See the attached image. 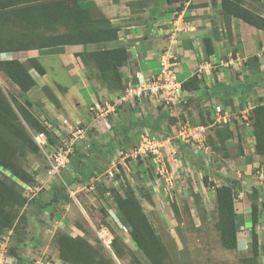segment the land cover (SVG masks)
<instances>
[{
	"label": "trees",
	"instance_id": "1",
	"mask_svg": "<svg viewBox=\"0 0 264 264\" xmlns=\"http://www.w3.org/2000/svg\"><path fill=\"white\" fill-rule=\"evenodd\" d=\"M167 1L171 3L172 1L183 2L184 0ZM253 1L260 2L261 0ZM215 2L216 0H211L212 4ZM92 6L91 0H0V52L66 44H82L84 46L93 43L99 45V47L81 52L79 56L82 62L87 67L89 64L94 65L98 80L107 89H120L122 91L124 86L121 84L122 73L120 68L128 59V50L122 45L106 46L105 43L117 40L118 27L112 25L107 17L95 11L92 13ZM179 8L180 6L177 9ZM220 10L226 28H229L230 19L236 17L264 33V16L249 5L247 6L245 0H220ZM206 42L208 44V39ZM255 60L256 57L251 56L247 64ZM31 68L35 69L40 75L45 72L38 58H28L24 62L18 59L0 60V72L13 83L19 95L23 98L21 102L11 95L13 102L11 104L0 89V239L7 234L8 230H10L9 237L19 232L23 214L16 219L17 211L15 208L10 207L20 208L26 203L28 196L24 184H37L35 173L26 170L18 161L19 157H17L25 145H28L26 147H30L33 152L39 150L29 135L27 127L36 132L44 131L47 134L48 142L53 146H57L56 142L58 141V137L48 127L47 123L42 122L30 110L33 102L26 93L36 85V80L30 73ZM248 72V74H241V71H239L237 74H241L242 78L239 76L229 77L226 84L218 83L212 88L205 87L204 90L209 95H217L231 108L236 106L243 108L250 104L248 97L254 91L255 85L250 68ZM203 85H205L204 78L197 73L182 81V89L185 92L201 91ZM42 89L46 91L44 87ZM49 96L54 100L52 94H49ZM234 101H237L236 106H234ZM251 104L247 119L251 123V131L254 136V152L264 155V102L259 98ZM184 105L185 103L182 105L181 114ZM118 108L119 106L116 107V111ZM163 115L168 117L167 113ZM163 115L159 111L155 119L148 120V122H145L144 117L140 116L138 127H136V123L130 126H120L119 123H113L108 133L111 137L116 134L120 136L118 140L121 148V146H124L122 145V137L126 139V134L129 131H132L133 135L138 137V131L143 125H147L152 130H157L159 125L156 122L162 121ZM19 117L25 122V126L20 122ZM57 129L62 131L61 128ZM211 129L212 134L208 136V142L213 152H221L226 148V142L231 138L232 132L227 123L212 125ZM128 139L131 142V135L128 136ZM18 143L19 151L16 147ZM116 146H118L117 143ZM120 153L123 154L124 152L121 151ZM75 154H77V158L73 159ZM138 158L141 157L138 156ZM70 162L77 174L76 177L70 179L71 183L72 179L73 182L82 183V181L94 176L99 169L105 168L103 164L89 158L88 155L78 152L77 148L70 155ZM46 167L48 168L47 165ZM117 168L123 171L120 164H117ZM139 171L142 172L141 169ZM61 177V181L52 183L49 188L52 195L49 202L44 203L42 199H38L36 196L33 197L38 211H50L52 203L59 200V197L68 186V182L62 174ZM207 179L206 172L203 171L202 183L206 186L212 185L215 193V210L217 213L215 228L218 231L219 243L224 249H235L239 223L234 199L235 192L239 188L238 182L224 178L223 183L214 185L208 182ZM110 189L119 214L117 217L128 228V234L137 248L143 252L150 264H167L168 253L147 214L142 209L133 188L128 183L123 182L120 190L115 187ZM258 193L259 190L252 187L250 192L246 194L250 200L252 254L240 257L241 264H257L258 241L254 224L259 217L260 201ZM173 211L176 213V206L173 207ZM104 213L108 214L106 209ZM117 241L118 236H115L111 246L114 254L120 258L123 249L120 248ZM51 242L57 248L59 260L65 264H115L110 257L103 253L100 246L91 243L79 234L73 236L61 229H56ZM21 244L23 243L16 242L11 246L8 245V254L17 258L18 264L29 260V258L18 252ZM45 260L48 261L47 258Z\"/></svg>",
	"mask_w": 264,
	"mask_h": 264
},
{
	"label": "crops",
	"instance_id": "2",
	"mask_svg": "<svg viewBox=\"0 0 264 264\" xmlns=\"http://www.w3.org/2000/svg\"><path fill=\"white\" fill-rule=\"evenodd\" d=\"M91 1L93 3L92 13L95 11L107 17L112 25L118 27L117 40L105 43L106 46L122 45L128 50V59L120 68L122 73L121 84L124 87L128 83H136V72L142 74L146 79L157 73L162 64V56L164 58L171 56L170 60L174 63L176 70H182L181 72L186 74L183 80L191 77L194 73L203 76L205 84L203 90L186 92V103L183 111L188 112L191 120V128L188 132L198 136L200 130L194 128V124L197 123L204 127L203 132L208 138L212 134V125H218L215 121L214 106L222 108L223 115L221 117L225 119L224 123L228 124L232 136L227 140L224 150L213 152L214 167L210 171H214L215 175L222 181L224 178H229L238 182L239 188L235 192L234 199L239 223L236 251L247 253L251 246L250 200L246 194L250 192L252 187L259 190V217L254 224V230L258 241V264H264V219L260 217L264 209V155L254 152V136L251 131V124L246 119L248 111L245 107L247 106L238 108L235 105L237 101H234L236 107L231 108L217 95H209L204 90L205 87L212 88L218 83L226 84L233 73L237 74L241 71V74H248L250 68L255 84L250 97L253 95L256 99H263L264 97L260 95L264 91L263 31L236 17L230 19L229 28H226L222 20L220 0H216L214 4L211 3V0H184L183 2L172 1L171 3L167 0ZM245 1L248 6L250 0ZM251 3V6L250 4L249 6L264 16V0ZM179 6L180 8L177 9ZM167 12L170 14L167 15ZM151 28L156 30L153 34H149ZM96 47H99V45L93 43L84 46L82 44H66L21 51H5L0 52V60L18 59L24 62L28 58L39 59L45 72L40 75L35 69H30V73L36 80V85L32 88L42 89L44 87L46 92L52 94L55 100V104L52 106L45 104L50 117L43 116L45 121L39 118L42 122L47 123L50 129H63L61 120H69L66 117L67 111L70 120L75 123L85 124L89 127H101L98 125V120L94 119L91 112L89 113V107L95 101L103 104L105 101L111 100L121 90H109L98 80L97 76L88 75V68L82 62L79 54ZM251 56H255L256 60L247 64ZM58 66L61 67L63 74L73 80L72 85L76 86L78 91L82 92L90 88L87 110L77 111V105L74 103L68 104V101L63 99L67 87L63 88L60 85V82L57 81L58 75L49 76V74H59L55 73ZM241 74L238 75L240 78H242ZM31 90H28L26 95ZM261 101L264 102V99ZM151 107L150 101L147 99L143 100L141 106L139 104H136V106L129 103L121 104L116 111L117 119L114 124L119 123L120 126H130L136 123L135 125L138 127L140 116L144 117L145 122L154 120L155 116L152 114ZM70 110L73 113H70ZM159 111L162 115L166 114L162 106H159ZM59 113H62V115H58ZM182 114L180 117L168 116L169 118L163 115L162 121L156 122L159 125L158 129L164 133L167 129L173 133L172 137L176 138L178 132L183 129L180 125ZM131 134L133 132L129 131L126 134V139L122 137V145H129L128 136ZM116 137L120 138L118 134H116ZM86 139L77 144V149L79 146L85 147L87 145L90 147L93 154H89V158H93L98 163L97 159L100 158L105 169L106 164H108L106 163L108 162L106 159H109L108 155L113 156L121 152L119 150L120 145H118L115 148L110 147L105 150V154L102 151L103 154L99 156L98 150L100 148L95 145L93 140L88 141ZM175 140L172 139V141ZM180 144L182 147L179 150L182 158L185 162L189 161L190 174L197 179L195 182L196 187L192 188L191 186L192 191L207 188L208 186L201 185L200 178H198V175L200 177L202 174V162L197 159V156L187 144ZM124 148L127 149V147ZM121 155L123 154L121 153ZM119 157L120 161L118 163L112 162L113 167L120 164L123 171H125V168L128 169V167L125 161L122 160L123 157ZM180 167L181 169L184 167V162L181 163ZM138 169L144 172L145 166L139 165ZM215 179L213 180L215 181ZM220 184L216 183V185ZM211 192L212 197L215 199L214 189Z\"/></svg>",
	"mask_w": 264,
	"mask_h": 264
},
{
	"label": "rangeland",
	"instance_id": "3",
	"mask_svg": "<svg viewBox=\"0 0 264 264\" xmlns=\"http://www.w3.org/2000/svg\"><path fill=\"white\" fill-rule=\"evenodd\" d=\"M251 2L254 3L253 0H250L248 5L250 4L251 6ZM166 14L169 15L170 13L167 12ZM87 68L88 75H97L93 64H89ZM181 71L176 70V78L180 82L186 76ZM231 72L233 73V71ZM55 73L59 74H49V76L54 77V75H58L57 81L60 82L63 88L67 87L66 94H63V99L68 101V104L74 103L77 105V111L87 110L90 88L82 92L78 91L76 86L72 85L73 80L66 74H63L60 66H58L57 70L55 69ZM238 75L240 74L233 73L230 77H238ZM0 89L11 104L13 103L11 95L18 98L21 102L23 101L13 83L2 72H0ZM31 89L27 95L33 102L30 110L42 120L45 119L43 116L50 117L45 104L52 106L55 104V100L51 99L49 93L43 89L38 87ZM262 92L260 95L264 97V91ZM248 99L250 103L257 101L253 95L248 97ZM263 99L261 98V100ZM58 115H62V113ZM66 117L67 119L69 118L68 123L71 125L81 124L71 121L68 111ZM19 119L25 126V122L21 117ZM98 125L101 127H89L85 139L87 138L86 140H93L95 142V145L100 148L98 154L101 156L103 152L104 154L106 153L105 150L110 147L115 148L116 143L117 145H120V143L116 135H113V137L109 135L110 133L105 130L99 120ZM64 127L62 131L57 129L56 136L58 140L61 137L60 135L65 136L66 133L64 134V132L68 130L66 124H64ZM27 130L29 135L32 136L33 131L28 127ZM158 131L163 133L162 130L158 129ZM165 133H169L168 135L173 134L167 129ZM137 139L138 137L131 134V142L127 146V149H124V146H121L119 149L124 152L123 155L118 151H116L118 154H114L113 156L108 155L109 159H106L108 161L106 162L108 163L106 164L107 167L106 169H99L97 171L100 173V177L93 182L92 187L87 185L89 179L82 181V183L73 182L72 179L71 183L70 179L73 177L65 172H61L64 179L68 182V186L59 197V200L52 203V209L46 212L38 211L33 197L36 196L38 199H42L44 203L49 202L52 197L49 192L51 184L59 180L61 181V179L56 174L53 176L48 174V168L39 150L33 152L30 150V147H26L28 145H25L17 156L19 157L18 161L26 170L35 173L36 182L37 184L41 183L42 188L32 197L29 193H26L28 196L27 201L22 207L9 206L16 209V219L23 214V218L20 221V230L18 233L11 235L12 238L9 237L10 230H8L7 234L5 233L6 235H1L2 238L0 240L3 237H8V245L10 244V246L16 242L23 243L18 248V252L27 258L44 257L54 264H65L59 260L57 248L51 242L55 230L61 229L73 236L79 234L91 243L100 246L103 253L110 257L115 264H150L143 252L137 248L130 238L128 228L122 223V226L117 224L109 213L110 211L114 215L119 216L110 188L115 187L117 190H120L122 183L126 182L133 188L142 209L147 214L155 232L164 245L168 253L167 264H241L240 257L251 255V246L247 253L243 251L239 252L235 249L227 250L221 247L218 231L215 228L217 213L215 210V199L212 197L211 192L213 187L208 185L203 190L192 191L191 186L192 188L196 187V177L194 176L193 178L186 169H181L180 166H177L175 169L174 165L171 166V184L166 183L154 173V168H152L147 159H143V161L141 158L131 156V150L133 151ZM56 145H58V141ZM16 147L19 151V143ZM77 150L85 155L93 154L92 149L87 145L85 147L79 146ZM119 156L123 157L122 160L125 161L128 167V169L125 168L124 172L113 167L112 162L118 163L120 161ZM169 157L170 161H172L171 157L173 156L169 154ZM74 158H77V154L73 156ZM211 159L210 167L212 168L214 167V154L211 155ZM97 160L99 163L102 162L100 158ZM139 165L145 166L144 172L139 171ZM201 166H204V164L202 163ZM107 169L115 172L113 177H109L106 173ZM214 175V171H210L207 174L208 182L214 185L216 183H223L217 175ZM202 177L203 174L200 177L198 175L201 185H203ZM214 178H216L215 181L213 180ZM80 184L87 186L86 188L79 187ZM174 206L177 208L176 213L173 211ZM105 209L108 214L104 213ZM260 217L264 219V209ZM101 226H106L109 229L112 234V240L115 236H118L117 244L123 249L120 258L114 254L111 244L107 247L99 239L97 230Z\"/></svg>",
	"mask_w": 264,
	"mask_h": 264
},
{
	"label": "built area",
	"instance_id": "4",
	"mask_svg": "<svg viewBox=\"0 0 264 264\" xmlns=\"http://www.w3.org/2000/svg\"><path fill=\"white\" fill-rule=\"evenodd\" d=\"M154 30L151 29L150 33ZM171 56L161 57L162 64L160 70L152 74L149 78L138 72L136 75V83H128L122 91L111 100L105 101L101 104L95 101L90 107V111L94 119L101 121L104 128L110 131L113 122L117 119L116 107L124 103H129L132 106L141 103L147 99L151 104L152 114L156 117L159 114V106H162L168 116H179L181 115L182 105L186 103V94L182 89V82L176 78V68L174 63L170 60ZM248 111V107H245ZM182 118H180L181 129L175 139L178 141L173 142L172 135H164L161 132L152 130L147 125H143L138 131L137 143L131 150L132 157H138L147 159L154 168V173L168 184H171V166L181 165V147L180 143L187 144L198 159L204 164V167L210 169L211 155L213 153L212 147L208 142L207 136L204 134V127L200 124L195 123L194 128L200 130L198 136H195L188 132L191 128V120L188 112H182ZM215 121L218 124L225 122V119L221 117L222 108L214 106ZM63 124L68 126L67 132H64L65 136L60 135L58 145L53 146L48 142L47 134L44 131H33L32 139L37 145L41 152L46 165L48 166V174L53 176L58 175L62 180L61 172H65L71 177H76V172L70 162V155L77 148V144L84 140L89 129L88 125L77 124L71 125L66 119ZM65 128V127H64ZM56 134L57 129H52ZM180 149V150H179ZM169 154L172 161H170ZM182 169H186L190 173V166L188 163ZM75 172V173H74ZM109 177H113L115 172L111 169L106 172ZM100 173L95 174L89 178L87 185L92 187V184L100 176ZM86 185V186H87ZM79 186V185H77ZM86 186L81 185L79 187ZM42 188V184L28 185L24 184L26 193L30 196H34L38 190ZM110 216L113 220L122 226L116 215L110 212ZM97 235L102 241L103 245L109 247L112 242V234L106 226H101L97 230ZM0 264H18L17 258L8 254V237H3L0 240ZM21 264H54L50 261L45 260L44 257H32L29 260Z\"/></svg>",
	"mask_w": 264,
	"mask_h": 264
},
{
	"label": "clouds",
	"instance_id": "5",
	"mask_svg": "<svg viewBox=\"0 0 264 264\" xmlns=\"http://www.w3.org/2000/svg\"><path fill=\"white\" fill-rule=\"evenodd\" d=\"M151 29H153L154 31L152 32V33H149V34H153L156 30L154 29V28H151ZM151 29H150V31H151ZM182 82V81H181ZM185 94H186V92H185ZM249 109H248V114H249V112H250V108H251V106H250V104H248V105H246ZM214 110V109H213ZM92 113V112H91ZM248 116V115H247ZM246 119H247V117H246ZM64 120V119H63ZM62 120V121H63ZM68 121V120H67ZM247 121H249L248 119H247ZM115 122V121H114ZM113 122V123H114ZM224 123V122H223ZM249 123H250V121H249ZM222 124V123H221ZM251 124V123H250ZM62 125H63V129H64V124H63V122H62ZM56 129V128H55ZM52 130V129H51ZM156 131H158V130H156ZM108 132V131H107ZM159 132V131H158ZM163 134L164 135H168L169 133H164L163 132ZM173 135V134H172ZM174 140H175V138H173ZM176 141H178V140H175V141H173V142H176ZM180 147H182L181 146V144H180ZM213 154V153H212ZM197 159H198V157H197ZM199 160V159H198ZM182 162H184V166H185V164L186 163H188V165H189V161H187V162H185L184 160H183V158H182V155H181V163ZM150 163V162H149ZM151 165V164H150ZM152 166V165H151ZM190 166V165H189ZM115 168H117V167H115ZM152 168H153V166H152ZM183 168V167H182ZM118 169V168H117ZM211 169V168H210ZM210 169H207V168H204V166H202V168H201V173L203 174V171L204 172H206V175L207 174H209L210 173ZM98 172H96V174H97ZM237 247V246H236ZM236 249V248H235Z\"/></svg>",
	"mask_w": 264,
	"mask_h": 264
}]
</instances>
